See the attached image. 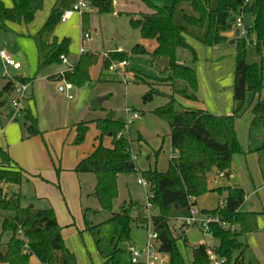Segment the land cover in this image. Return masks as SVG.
Here are the masks:
<instances>
[{"label": "trees", "instance_id": "obj_1", "mask_svg": "<svg viewBox=\"0 0 264 264\" xmlns=\"http://www.w3.org/2000/svg\"><path fill=\"white\" fill-rule=\"evenodd\" d=\"M114 1L92 0V8L100 14L113 13ZM139 1L147 5L152 13H141L138 18H132L130 24L134 29L140 30L144 40L156 41L157 47L149 52L140 44L135 46L133 54L149 56L154 63L158 59L171 63L169 67L162 68V73H171V77L166 78L165 82L174 87V90L164 92L151 87L142 98L143 104L152 102L157 96L167 100L154 114L168 123L171 129L174 155L169 169L165 173L151 169L139 171L132 141L123 135L127 124L121 120L104 118L93 121L100 132L98 145L78 164L75 172L96 177V187L91 196L119 224L120 229L114 238L116 246L130 240L134 226L151 225L152 231L158 235L160 251L170 258L169 264H211L209 248L205 244L192 250L190 260L185 258L178 244L182 237L175 236L172 224L191 217L197 206V199L211 192H225L223 204L213 211L201 212L202 215L218 218L221 224L229 226L224 228L219 223L211 225V235L218 241V245L212 246V249L225 260V264H251L245 261L244 246L239 241L250 234L246 214L240 210L245 203V191L234 187L210 190L208 177L216 171L229 178L232 156L244 153L239 144L235 122L247 111L249 97L255 100L252 106L253 124L264 126V0H251L247 5L244 0H172L170 7L156 6L150 0ZM44 2L45 0H13L12 8L0 4L2 28H7V23L30 24L43 9ZM74 3L75 0H59L39 37L52 32L61 22L65 11L72 8ZM242 7L246 14L253 17V27L249 30L250 45L246 41L236 44L233 114L216 116L203 110L179 107L176 95L198 101L199 89L196 71L181 63L179 52L188 51L196 59V52L188 43L189 38L198 40L206 47L227 44L225 33L232 31L235 15ZM89 24V14L86 13L82 18L83 32L88 29ZM253 35L256 38L255 46L252 45ZM42 49L46 54L39 66L40 70L60 65L61 58L69 56V41H55L51 45L43 43ZM98 59L97 54L83 53L71 71L50 79L81 87L90 80V69L97 65ZM127 59L129 55L125 52L108 53L104 69L109 68L114 61L124 62ZM33 82L25 77L9 78L0 91V98L14 94L19 86L31 85ZM176 84L183 87L177 89ZM5 104L3 101L1 106ZM24 117L28 138L40 135L37 119L29 109L24 111ZM75 128V144L80 145L86 138L89 123L77 124ZM106 137L113 139L112 148L105 147ZM138 172L149 185L148 206L158 210V214L148 218L147 209L132 200L125 203L119 213H114V202L119 194V176ZM24 181L22 170L8 152L0 147V182L8 186L6 193L0 197V216L3 218L0 264H30L32 257H36L42 264H77L74 255L64 244L55 212L52 209L39 210L33 206H23L21 187ZM4 236H8L6 243L3 242ZM184 243L187 247L186 239Z\"/></svg>", "mask_w": 264, "mask_h": 264}, {"label": "rangeland", "instance_id": "obj_2", "mask_svg": "<svg viewBox=\"0 0 264 264\" xmlns=\"http://www.w3.org/2000/svg\"><path fill=\"white\" fill-rule=\"evenodd\" d=\"M59 0H45L44 7L36 14L35 19L30 24L7 23V28H2L0 19V51H8L21 60L22 69H6L0 58V91L3 89L7 75H25L34 81L36 92L35 100L31 103V109L38 121V128L41 132L39 120L44 121L57 118L60 123L71 120L68 129L70 132L75 127L76 117L81 114L80 120L89 123L88 132L84 142L91 145L94 142L95 130L92 125L94 119L116 113V120H121L127 124L124 136L132 141L141 139V147L137 153L136 162L138 170L141 172L157 170L165 173L169 169L172 157L171 129L168 123L161 120L154 114V111L167 103L163 97L157 96L150 103L140 105L136 100L142 99L150 88H158L164 92H172L174 87L166 85L165 79L171 77V73H162V68L154 63L149 56H136L133 49L137 45H143L148 51L154 49L156 42L144 40L140 30L134 29L130 20L138 18L141 13H152V10L139 0H115L113 13L100 14L98 10L91 9L89 14L90 24L83 32L82 16L75 14L65 23L59 22L54 30L39 37L40 31L51 15L52 10ZM159 7H170L172 0H150ZM7 8H12L13 0H0ZM117 13L118 15H114ZM246 24L253 25V17L248 15ZM90 33L92 39L84 41L85 53L99 55L98 63L90 70V80L83 86H73V90L68 94L60 91V87L54 81H46L44 77L54 75L59 67L63 71L59 75L68 71L69 65L63 62L56 65L57 68L39 69L44 59L45 51L42 44L51 45L53 42L69 41V64H74L82 55L80 52L83 35ZM228 43L218 47H206L196 39L189 38L188 43L196 52V59L187 51V57H181V63L192 67L198 76L199 89L197 104H187L186 100L176 95L178 106L189 109H204L208 113L219 116L233 114L234 111V86H235V65H236V44L238 39L233 34V29L225 33ZM235 41L234 45L230 42ZM125 52L129 55L128 65L125 68H116L111 71V66L122 62H112V65L104 69V61L108 58V53ZM53 82V83H52ZM64 82V81H63ZM70 84V83H67ZM65 82L62 86H65ZM177 89L183 87L181 84L175 85ZM30 89V87H29ZM25 93L22 105L30 97V92ZM17 98L18 94L6 95L7 112L10 111L12 98ZM101 101V104H99ZM255 100L252 97L247 99V111L237 118L235 130L244 153H236L232 156V173L224 183L232 187L244 189L246 198L241 208V212L246 214V221L250 229L247 238H240L244 252L247 243L250 250L245 253V261L251 264H264V126L253 124L252 110H250ZM2 102L0 103L1 106ZM94 109H90V105ZM130 109V112H129ZM136 110V111H135ZM40 116H38L37 115ZM219 113V114H218ZM138 114L139 118L134 119ZM134 119V120H133ZM128 121L131 124L128 125ZM21 132V123L15 124ZM69 133H67L68 135ZM28 137V136H27ZM22 137L19 139L21 142ZM133 148V144H132ZM53 152V149H51ZM58 151V150H57ZM67 150H65L66 153ZM54 153V152H53ZM58 153V152H57ZM89 180L95 183V176L88 175ZM142 177L138 173L121 175L118 178V198L114 202L113 212L119 213L125 203L129 201L137 202L146 208L148 218L158 214V210L149 207L148 193L149 187L139 184ZM84 212H72L71 224H61V233L66 232L64 239L65 246L74 255L77 264H132L127 251L129 245H135L144 249L149 241L152 232L151 225L134 226L130 234V240L123 241L117 246L114 238L120 229L119 224L112 220V214L103 210L99 202L93 199L90 203L87 195L91 193V188L84 183ZM24 202L33 196V189L26 185L22 191ZM223 197L226 193H217ZM210 206H219V199L213 196ZM222 204V203H221ZM44 205V204H43ZM203 201H199V208L207 207ZM43 210L49 207L45 205ZM90 208V209H89ZM51 209V208H50ZM216 209V208H215ZM214 209V210H215ZM213 211V210H208ZM137 214L136 212H134ZM199 215L201 212H197ZM3 218L0 216V235L2 233ZM176 237L179 240V248L185 258L190 260L192 250L200 245L214 246L218 241L212 235L204 234L202 230L195 226L185 228L182 220L174 221L172 224ZM183 228H185L183 230ZM63 235V233H62ZM8 236H4L3 242ZM187 240V247L185 246ZM247 242V243H246ZM170 259V258H169Z\"/></svg>", "mask_w": 264, "mask_h": 264}, {"label": "crops", "instance_id": "obj_3", "mask_svg": "<svg viewBox=\"0 0 264 264\" xmlns=\"http://www.w3.org/2000/svg\"><path fill=\"white\" fill-rule=\"evenodd\" d=\"M156 47H157V43L155 44L154 49H152L149 52H153L156 49ZM8 54L20 62L21 60L24 59L22 54H19V59L16 58L10 52H8ZM187 55H188L187 51L179 52L180 57L183 56L187 57ZM184 62L185 61L183 60V64H185ZM52 68H57V66H53L50 69ZM63 70H64L63 67H59L58 71H56L54 75H49L48 77H44V79H46V81L49 82V80L51 81L50 77L58 75ZM10 77L11 76L7 75V78L5 79V83L7 82V79H9ZM12 77H25L28 79V77H26L25 75H20V76L13 75ZM54 82L56 83V85L61 86L60 91L62 93H66L67 96L69 95L68 93L70 91L66 90V85L62 86V84L64 83L63 81L62 82L54 81ZM65 84L67 83L65 82ZM29 87H30L29 89L30 100H27L22 108L24 111L26 109H29L32 115L36 117L31 109V103L35 100V96H36L35 91H38V89L37 90L35 89L34 82L31 85H29ZM4 98L5 97L0 98V103L4 101ZM17 98H19V96ZM15 99H16L15 97L12 98L11 100L12 104ZM136 100L139 102L140 105L143 104L142 99L137 98ZM185 100L187 104H191V103L197 104L199 102V99L198 101H191L187 99ZM89 108L91 110L94 109L92 104L90 105ZM196 110L206 111L204 109H199V108H197ZM250 110H252V108ZM81 114L82 113H79L78 116L76 117L75 126L77 124L87 122L85 120L83 121L80 120ZM104 118H108V116L101 117L99 119H104ZM95 120L98 119H94L93 121ZM70 122L71 120H69V118L68 121L64 123H60L57 120V118H53L48 121L47 120L44 121L45 125H43V118L40 117L39 124L42 131V136L38 135L28 138L27 137L28 133L25 127L26 126L25 124H27V122L25 120L24 113L21 115V117H17V111L13 108V105L10 106V111L8 112L6 110V104L0 107V147L8 152L12 160L17 164L18 168L21 169L23 172L25 181L23 182V185L21 187V193L26 185H29L33 189L32 198L27 200V202H24V199L22 200L23 206L24 207L33 206L36 209L43 210L45 209L43 207L47 205L49 207L48 209L51 208L55 212L59 225L71 224L72 212H84L86 208L85 202L83 201L85 194L84 183L86 182V185L89 188H91V193L87 195V198L88 200H90L91 203L92 200L95 199L91 195L95 190L96 181H97L95 180L94 183L92 179L89 180V178H87L88 175H92V174H78L75 172V170L78 164L82 160L87 158L94 151L95 147L98 145L97 139L100 135V132L97 130L96 124L94 123L92 125V127H94L95 130V137L93 135L94 142L91 145L85 143L83 146H75L74 141L77 136L76 128L74 127V129L68 132L69 131L68 126L70 125ZM17 123L22 124L21 132H19L17 126L15 125ZM67 133L69 134L67 135ZM21 137L22 140L21 142H19V139ZM141 141H142L141 139H139L137 142L132 141L133 149L135 148L134 147L135 144L136 143L138 144L136 146L137 153L139 152V149L141 147V143H142ZM104 145L105 147L112 148L113 139L110 137H106L104 139ZM51 149H53L54 153L51 151ZM65 150H67L66 153ZM173 155L174 154L172 149V157ZM231 173H232V169H231ZM229 178H225V177L221 178L220 175L216 171H214L208 177L209 189L216 190L223 187H232L224 183L225 179L229 180ZM234 188H239V187H234ZM213 196L219 199L218 205H221V203L223 204V201L226 197V196L221 197L217 195V192L208 193L207 195L196 200L197 206L195 207L194 211L202 212L203 210H214L215 208H217L218 206L217 207L210 206L212 200L214 199ZM200 200L203 201L204 205H208V206L201 207L200 209L199 208ZM62 233H63L62 237L64 240L66 238L65 235L66 232L63 231ZM7 241L8 238L4 243H6ZM248 250H250V246L247 243V249L245 253ZM30 264H42V263L36 257H32L30 260Z\"/></svg>", "mask_w": 264, "mask_h": 264}, {"label": "built area", "instance_id": "obj_4", "mask_svg": "<svg viewBox=\"0 0 264 264\" xmlns=\"http://www.w3.org/2000/svg\"><path fill=\"white\" fill-rule=\"evenodd\" d=\"M251 0H244L245 5L249 4ZM92 9V0H75L74 5L72 8L65 11L61 18V22L65 23L68 20H70L75 14H79L84 16V14L90 12ZM114 15H118L115 13ZM248 14L245 12V8L242 7L235 15L234 21H233V34L236 37L237 34L239 36L236 38L238 41H246L248 45H250L249 40V30L253 27L246 24ZM92 39L90 33H85L83 35L82 40V46L80 49L81 54L85 53L84 49V41L89 42ZM253 46L256 45V38L253 35ZM0 58L2 59L4 66L6 69H14V70H20L22 68V63L18 61L17 59L13 58L8 54L6 51H0ZM62 62L64 64L69 65L68 71L72 70V67L74 64H69L67 57H62ZM128 65L127 61H124L120 63L117 67V65L111 66V71H114L116 68H125ZM29 85L19 86L17 88L16 93L18 94L19 98H16L13 101V108L17 111V117H21V115L24 113L23 110V97L25 93L28 91ZM73 89V86L71 84H66V90L71 91ZM69 99H72V95H68ZM130 112V109H129ZM139 118L138 114L134 115V119ZM133 119V120H134ZM131 124V122L128 121V125ZM221 178H224L223 174H220ZM139 184L143 185L144 187H149L146 181L143 179L139 180ZM7 185L4 182H0V197L3 196L7 191ZM150 207V206H149ZM182 223L185 228L189 227H199L204 234L211 235V225L213 223H219L221 224L220 220L218 218H212L208 217L202 214H198L196 211L192 212V216L188 218L181 219ZM222 227L228 228L229 226L225 223L221 224ZM234 229V227H232ZM160 244L158 242V235L152 231L149 235V241L147 246L144 249H140L135 245H129L127 247V251L131 258L132 264H169V256L162 253L160 251ZM208 256L210 259L211 264H225V260L221 259L212 249V246H208Z\"/></svg>", "mask_w": 264, "mask_h": 264}, {"label": "water", "instance_id": "obj_5", "mask_svg": "<svg viewBox=\"0 0 264 264\" xmlns=\"http://www.w3.org/2000/svg\"><path fill=\"white\" fill-rule=\"evenodd\" d=\"M239 36V34H237L236 35V38ZM234 43H235V41H232V42H230V45H234ZM156 63L160 66V67H162V68H166V67H169L170 66V61H168V60H156ZM101 101L102 100H100L99 102V104H101ZM115 116H116V113H110L109 115H108V118L109 119H112V120H114L115 119Z\"/></svg>", "mask_w": 264, "mask_h": 264}]
</instances>
